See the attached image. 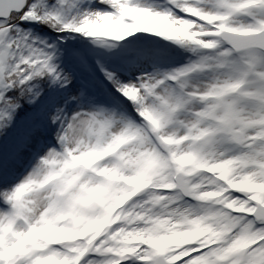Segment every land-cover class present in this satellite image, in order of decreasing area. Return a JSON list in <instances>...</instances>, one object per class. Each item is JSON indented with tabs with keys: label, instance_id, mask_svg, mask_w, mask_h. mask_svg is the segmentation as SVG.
Returning a JSON list of instances; mask_svg holds the SVG:
<instances>
[{
	"label": "snow or ice",
	"instance_id": "obj_1",
	"mask_svg": "<svg viewBox=\"0 0 264 264\" xmlns=\"http://www.w3.org/2000/svg\"><path fill=\"white\" fill-rule=\"evenodd\" d=\"M0 264H264V0H0Z\"/></svg>",
	"mask_w": 264,
	"mask_h": 264
}]
</instances>
